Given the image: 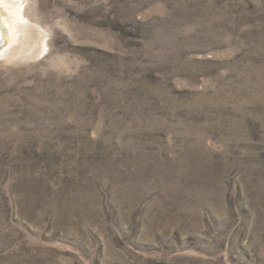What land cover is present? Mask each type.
I'll use <instances>...</instances> for the list:
<instances>
[{"label":"rangeland","instance_id":"obj_1","mask_svg":"<svg viewBox=\"0 0 264 264\" xmlns=\"http://www.w3.org/2000/svg\"><path fill=\"white\" fill-rule=\"evenodd\" d=\"M4 1L0 264H264V0Z\"/></svg>","mask_w":264,"mask_h":264},{"label":"bare ground","instance_id":"obj_2","mask_svg":"<svg viewBox=\"0 0 264 264\" xmlns=\"http://www.w3.org/2000/svg\"><path fill=\"white\" fill-rule=\"evenodd\" d=\"M10 6L11 5L7 4V2H5L4 0H2V2L0 3V12H1L0 13V52L2 51L5 52V51H8L9 49L11 50L19 42V39H20L19 25L21 26L22 24L25 27V29H27L26 21L28 19L27 18L25 19V15L22 9L23 7H21L22 5L15 7V8L12 6L10 7ZM7 10H12V16L8 15ZM24 12H25V9H24ZM23 35L24 34H22V36ZM32 48H35V47L33 46Z\"/></svg>","mask_w":264,"mask_h":264}]
</instances>
